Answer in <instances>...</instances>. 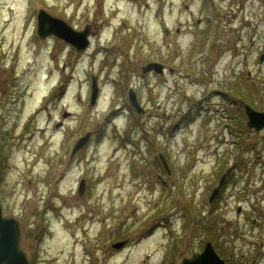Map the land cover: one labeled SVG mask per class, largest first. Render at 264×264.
Wrapping results in <instances>:
<instances>
[{"label":"rangeland","instance_id":"374dc122","mask_svg":"<svg viewBox=\"0 0 264 264\" xmlns=\"http://www.w3.org/2000/svg\"><path fill=\"white\" fill-rule=\"evenodd\" d=\"M40 8L89 43L40 37ZM263 50L264 0H0V204L29 264H177L206 240L264 264V128L242 108L264 109Z\"/></svg>","mask_w":264,"mask_h":264},{"label":"water","instance_id":"95a60500","mask_svg":"<svg viewBox=\"0 0 264 264\" xmlns=\"http://www.w3.org/2000/svg\"><path fill=\"white\" fill-rule=\"evenodd\" d=\"M37 33L40 37L53 34L59 38H63L71 43L77 50L84 48L89 43L88 34L91 32L90 24H85L82 29L74 28L63 18L50 14L43 8L37 13ZM264 59V50L259 54V61ZM164 64L158 60H148L141 65L143 73L150 70L156 73H163ZM96 75H91V93L90 103L96 99L98 92ZM128 99L137 112H143L144 107L139 103L133 88L128 89ZM243 108L246 115V125L249 128L260 130L264 128V109H257L248 102H243ZM90 135V131H86L74 142L71 154L80 149ZM159 157L167 171L169 167L163 154L159 152ZM235 163L229 165L220 175L217 184L212 188L209 194V201L218 194L227 174L233 169ZM85 186L84 178L80 179L78 185V193ZM20 224L14 216L4 215L0 204V264H29L28 256L25 250L20 246ZM127 238L112 242V246L120 247L124 245ZM178 264H227L225 259L219 255L210 240H206L201 250L194 251L190 256H184Z\"/></svg>","mask_w":264,"mask_h":264},{"label":"flooded vegetation","instance_id":"af4514ba","mask_svg":"<svg viewBox=\"0 0 264 264\" xmlns=\"http://www.w3.org/2000/svg\"><path fill=\"white\" fill-rule=\"evenodd\" d=\"M198 20H199V18L197 19V21H198ZM164 32H165V33H169V32H170V29H169L168 26H165V27H164ZM244 58H246V55H244ZM161 62H162V61H161ZM163 64H164V69H163L164 71H165V70H168V71L173 72V71L175 70V67H174L173 65L169 64L168 62H164V61H163ZM151 72H154V71H152V70H151V71H148V73H151ZM162 74H164V72H163ZM162 74H160V75H162ZM242 108H243V106H242ZM248 128H249V127H248ZM250 129H251V128H250ZM225 179H226V178H225ZM238 209H239V207H238ZM193 252H194V251H193ZM193 252H192V253H193ZM192 253H191V254H192ZM191 254H190V255H191ZM190 255H188V256H190ZM183 257H184V256H183ZM183 257H182V258H183ZM182 258H181V260H182ZM225 261H226V260H225ZM179 262H180V261H179ZM179 262H178V263H179ZM226 263H227V262H226ZM227 264H230V263H227Z\"/></svg>","mask_w":264,"mask_h":264},{"label":"trees","instance_id":"16d2710c","mask_svg":"<svg viewBox=\"0 0 264 264\" xmlns=\"http://www.w3.org/2000/svg\"><path fill=\"white\" fill-rule=\"evenodd\" d=\"M245 98H246V101L248 102V103H250V104H252V101H251V98L249 97H247V96H245ZM0 164H1V161H0Z\"/></svg>","mask_w":264,"mask_h":264}]
</instances>
